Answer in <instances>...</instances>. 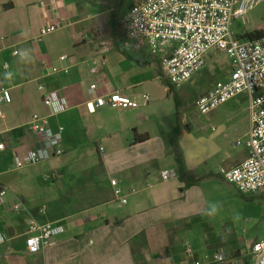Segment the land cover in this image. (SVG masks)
I'll return each mask as SVG.
<instances>
[{
  "label": "crops",
  "instance_id": "obj_1",
  "mask_svg": "<svg viewBox=\"0 0 264 264\" xmlns=\"http://www.w3.org/2000/svg\"><path fill=\"white\" fill-rule=\"evenodd\" d=\"M81 1L0 0V87L13 96L2 106L6 119H0V190H7L0 203V264H217L216 253L224 254L222 264H253L251 249L264 239V195L239 192L219 172L248 157V149L237 145L250 131L248 97L208 115H201L195 102L193 115L176 103L173 114L158 108L174 90L182 104L203 71L181 89L167 87L160 59L147 49L127 48L126 33L120 34L114 16L112 37L102 40L91 26L107 12L100 2L81 6ZM248 22L233 23L237 39L264 31L252 17ZM47 23L58 24L59 30L41 37ZM213 53L219 52L212 51L207 61ZM63 56L68 59L61 61ZM94 59L105 63L95 95L90 91ZM54 68L59 72L54 74ZM231 71L232 66L218 81L227 80ZM206 87L201 84L200 95L212 88ZM52 91L69 103L66 113L49 119L53 133L65 129L64 154L15 169L18 153L42 146L30 122L35 114H46L43 98ZM113 92L139 103L142 95L153 94L157 107L150 102L140 109L89 111L87 104L96 96ZM175 129L185 165L199 178L187 190L178 178L162 180V172L177 171ZM118 188L127 204L116 196ZM16 203L22 204L19 213L12 209ZM32 222L60 225L64 232L53 246L31 254L26 240ZM187 243L193 257L185 253Z\"/></svg>",
  "mask_w": 264,
  "mask_h": 264
},
{
  "label": "built area",
  "instance_id": "obj_2",
  "mask_svg": "<svg viewBox=\"0 0 264 264\" xmlns=\"http://www.w3.org/2000/svg\"><path fill=\"white\" fill-rule=\"evenodd\" d=\"M264 0H144L134 5L123 19L126 33V47L136 52L147 49L153 57L160 59L161 72L166 81L175 89H181L194 76L204 71L207 56L212 51L224 54L231 63L232 71L227 80L218 81L205 94L198 97L195 107L201 115H208L233 99L246 95L250 115V131L246 141H237L244 145L248 157L237 167L221 168V177L246 195H264V37L256 40L241 41L232 30L237 20L244 22ZM59 25L47 23L40 29L41 37L53 34ZM15 54H18L17 52ZM68 56L61 57L66 61ZM104 61L94 59L91 73L95 77L90 86L92 94L99 90L100 81L104 79L101 67ZM9 66L5 65V69ZM54 74L59 70L54 68ZM65 72H68L65 70ZM44 90L43 87H40ZM13 102L10 89L0 87V119H6L2 106ZM151 102L149 94L142 95V103L132 101L117 92L96 96L88 103L90 112L96 108L140 109ZM46 110L44 116L35 114L30 122V129L41 143L38 150L18 153L15 156V169L40 164L64 154L61 147L64 128L53 133L49 119L69 110L68 100L57 91L48 92L43 98ZM4 146L0 145V151ZM46 176V181L50 180ZM177 178V172H162V180ZM122 204L127 199L121 189L115 191ZM7 190H0V203H5ZM13 211H22V204L16 203ZM64 232L56 224H39L32 222L28 227L26 245L29 253L38 254L43 249L55 244V238ZM4 237L0 235V244ZM253 264H264V239L255 243L251 249ZM185 253L193 257L192 246L185 244ZM214 261L222 264L223 253H216ZM199 264V263H197Z\"/></svg>",
  "mask_w": 264,
  "mask_h": 264
},
{
  "label": "rangeland",
  "instance_id": "obj_3",
  "mask_svg": "<svg viewBox=\"0 0 264 264\" xmlns=\"http://www.w3.org/2000/svg\"><path fill=\"white\" fill-rule=\"evenodd\" d=\"M86 1L87 0H82L80 2V5L84 6V2ZM89 1H93V0H89ZM95 1L101 3L102 8H104L107 14L105 15V17H101L100 22L98 21H96L98 23L93 22L94 24L92 23L91 27H93L94 29H98L100 38L102 40H106L107 38L112 37V32H111L112 17L114 16L115 18H118L117 27L120 30V34H122L124 32L123 31L124 17L126 16V14L133 5L138 4L144 0H95ZM250 17H252L256 22L264 24V1L259 7L256 8L254 12L249 14L248 20L245 21L244 23L245 25L249 23L248 21L250 20ZM87 42L88 44H91V40H88ZM230 70H231V64L229 59L224 54L213 53V55H211L207 61V68L204 69L202 73V77L200 74H198L195 78L198 80V84L193 86L192 91H190L191 93L187 95V98L183 99L182 104L178 103V106L180 105L182 109L186 107L189 108L188 113L193 115L195 113V109L193 108L192 104L196 101L198 97L201 96L199 94L201 90V84L203 85L205 84L208 88L212 87V85L215 82H217L221 78H224L230 72ZM176 93L181 95V93L176 90L170 92V97L166 100V102L163 103V106L159 107L158 105V108L163 109L166 112L170 111L172 112V114L176 112L177 111L175 104L176 103L175 96H177ZM150 95H151V106L157 107V102H154V95L153 94ZM196 239L197 236L195 233L194 235L189 237V240L192 242V244H194Z\"/></svg>",
  "mask_w": 264,
  "mask_h": 264
},
{
  "label": "trees",
  "instance_id": "obj_4",
  "mask_svg": "<svg viewBox=\"0 0 264 264\" xmlns=\"http://www.w3.org/2000/svg\"><path fill=\"white\" fill-rule=\"evenodd\" d=\"M115 21L116 20H114L113 22L116 23L115 25H117V22H115ZM113 29L115 30L114 36H117L118 33L116 31V26H114ZM262 37H264V31H256L253 33L246 34V36L242 37L241 39L256 40V39H261ZM166 84L169 88L172 87L168 82H166ZM175 99H176L177 109H179L180 105L178 106L177 96H175ZM174 134H175V137L177 140L175 142H173L172 144H173V152H174L176 164H177V171H176L177 172V178L181 182L185 183L184 190H187L191 186L199 183V178L195 175L194 172L188 170L186 165H185L182 152L178 146V138H179L180 131L178 129H175L173 135ZM146 139L147 138H143L140 142H143ZM142 236H144V234Z\"/></svg>",
  "mask_w": 264,
  "mask_h": 264
}]
</instances>
